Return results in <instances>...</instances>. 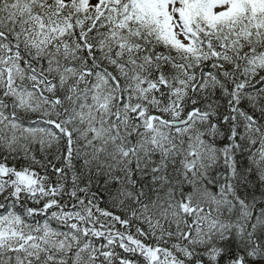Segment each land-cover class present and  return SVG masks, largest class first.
<instances>
[{"label":"snow or ice","instance_id":"snow-or-ice-1","mask_svg":"<svg viewBox=\"0 0 264 264\" xmlns=\"http://www.w3.org/2000/svg\"><path fill=\"white\" fill-rule=\"evenodd\" d=\"M0 264H264V0H0Z\"/></svg>","mask_w":264,"mask_h":264}]
</instances>
